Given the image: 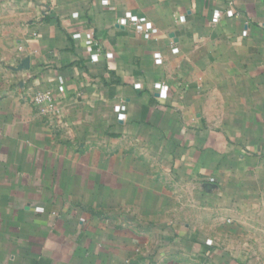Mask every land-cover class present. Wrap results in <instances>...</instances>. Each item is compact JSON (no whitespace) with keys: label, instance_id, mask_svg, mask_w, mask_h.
I'll return each mask as SVG.
<instances>
[{"label":"crops","instance_id":"0c3cea01","mask_svg":"<svg viewBox=\"0 0 264 264\" xmlns=\"http://www.w3.org/2000/svg\"><path fill=\"white\" fill-rule=\"evenodd\" d=\"M0 1V264H264V0Z\"/></svg>","mask_w":264,"mask_h":264},{"label":"built area","instance_id":"2783aa9c","mask_svg":"<svg viewBox=\"0 0 264 264\" xmlns=\"http://www.w3.org/2000/svg\"><path fill=\"white\" fill-rule=\"evenodd\" d=\"M228 15L232 16V13L229 12ZM218 16H221V13L218 14ZM124 24L127 23H132L136 32L143 35L145 38H151L156 30L149 28L147 26V20L146 17H139L137 19H135L132 15H127L125 17V19L123 20ZM76 38H80V33H76L74 35ZM89 38L94 37L92 33L88 34ZM158 88H162L161 93L163 95H167L168 93V88L165 87H160L158 85ZM35 101L36 103L40 104L41 106H43L45 109H51L54 108V101L51 98V93L49 91H44V92H40L39 94L36 95L35 97Z\"/></svg>","mask_w":264,"mask_h":264},{"label":"rangeland","instance_id":"374dc122","mask_svg":"<svg viewBox=\"0 0 264 264\" xmlns=\"http://www.w3.org/2000/svg\"><path fill=\"white\" fill-rule=\"evenodd\" d=\"M16 9L18 10L12 1H0V51L6 52L12 45L13 36L8 29L14 24Z\"/></svg>","mask_w":264,"mask_h":264}]
</instances>
